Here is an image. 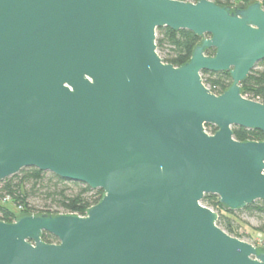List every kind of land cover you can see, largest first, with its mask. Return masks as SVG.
I'll list each match as a JSON object with an SVG mask.
<instances>
[{
  "label": "water",
  "instance_id": "obj_1",
  "mask_svg": "<svg viewBox=\"0 0 264 264\" xmlns=\"http://www.w3.org/2000/svg\"><path fill=\"white\" fill-rule=\"evenodd\" d=\"M162 28L203 39L188 63L162 60ZM263 61L261 2L0 0V182L35 168L104 192L84 217L0 220V264H264L203 205L264 201V141L233 131L264 134L241 88Z\"/></svg>",
  "mask_w": 264,
  "mask_h": 264
},
{
  "label": "trees",
  "instance_id": "obj_2",
  "mask_svg": "<svg viewBox=\"0 0 264 264\" xmlns=\"http://www.w3.org/2000/svg\"><path fill=\"white\" fill-rule=\"evenodd\" d=\"M197 3L201 0H178ZM220 6L237 7L248 6L254 2H261L264 8V0H210ZM203 39L190 31H173L162 28L157 31L158 53L166 64L181 67L188 63L194 49ZM215 50L209 49L206 55L215 56ZM202 78L209 90L220 96L233 84L230 73L203 72ZM244 97L264 104V61L259 63L249 77L242 83ZM209 134L214 135L217 128L206 126ZM234 138L239 142H263L264 134L256 130L234 128ZM102 190H92L80 183L64 181L57 176L41 172L35 168L25 169L18 175L0 182V220L13 223L22 216L27 215H76L84 217L87 211L97 205L103 198ZM38 197L42 200V210H37L30 203V199ZM11 199L20 209V214L15 213L3 201ZM203 205L212 209L219 215L218 226L232 237L238 236L239 212L246 211L258 214L263 220V225L257 230L264 236V201H258L244 210H228L220 204L217 196L207 195ZM54 207L57 210H54ZM42 239L45 243L56 244L58 240L44 233ZM264 251V248H260Z\"/></svg>",
  "mask_w": 264,
  "mask_h": 264
},
{
  "label": "rangeland",
  "instance_id": "obj_3",
  "mask_svg": "<svg viewBox=\"0 0 264 264\" xmlns=\"http://www.w3.org/2000/svg\"><path fill=\"white\" fill-rule=\"evenodd\" d=\"M42 199L38 197H34L30 199V203L35 206L37 210H42ZM9 208H11L18 215L20 214V209H18L12 200L6 199L3 201ZM54 210H57L54 207ZM239 228H238V236L239 238L245 242H248L258 248H264V236L257 229L263 225V220L256 213H250L246 211H240L239 214Z\"/></svg>",
  "mask_w": 264,
  "mask_h": 264
},
{
  "label": "built area",
  "instance_id": "obj_4",
  "mask_svg": "<svg viewBox=\"0 0 264 264\" xmlns=\"http://www.w3.org/2000/svg\"><path fill=\"white\" fill-rule=\"evenodd\" d=\"M6 201V200H5Z\"/></svg>",
  "mask_w": 264,
  "mask_h": 264
}]
</instances>
